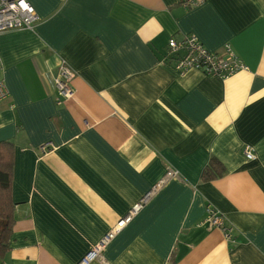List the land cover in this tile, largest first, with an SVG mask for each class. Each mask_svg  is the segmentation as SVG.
I'll use <instances>...</instances> for the list:
<instances>
[{
	"label": "crops",
	"instance_id": "1",
	"mask_svg": "<svg viewBox=\"0 0 264 264\" xmlns=\"http://www.w3.org/2000/svg\"><path fill=\"white\" fill-rule=\"evenodd\" d=\"M26 1L39 21L0 34L15 204L0 264H78L145 197L107 263L264 264V0ZM187 35L211 52L229 44L247 70L220 79L161 63L168 39ZM60 60L75 93L57 106ZM212 158L225 172L202 182ZM207 205L230 239L204 223Z\"/></svg>",
	"mask_w": 264,
	"mask_h": 264
},
{
	"label": "built area",
	"instance_id": "2",
	"mask_svg": "<svg viewBox=\"0 0 264 264\" xmlns=\"http://www.w3.org/2000/svg\"><path fill=\"white\" fill-rule=\"evenodd\" d=\"M38 21L39 16L26 0H0V34L12 30L30 29ZM166 47L160 62L171 65L173 69L179 72L196 70L207 77L226 79L238 72L247 70L245 64L229 44H225L220 52H211L206 50L194 35H187L181 39L169 38ZM75 77L74 70L65 60H60L53 78L57 106L73 98ZM8 97V89L4 82L0 81V104L6 101ZM39 150L42 154H46L55 150V147L51 143H46ZM243 155L247 160L255 158L253 150L248 146L244 148ZM177 176L178 173L175 170L167 169L165 179L176 178ZM154 191L152 190L151 193L153 194ZM145 201L146 197L136 204L126 217L120 219L97 244L91 247L78 264H91L95 261L100 264H109L102 256L105 246L130 222ZM204 223L219 229L225 238H231L234 228L227 225L224 217L210 205L206 206Z\"/></svg>",
	"mask_w": 264,
	"mask_h": 264
},
{
	"label": "trees",
	"instance_id": "3",
	"mask_svg": "<svg viewBox=\"0 0 264 264\" xmlns=\"http://www.w3.org/2000/svg\"><path fill=\"white\" fill-rule=\"evenodd\" d=\"M192 0H188L190 2ZM180 3L185 4L186 1ZM225 169L215 158L202 170L200 180L209 182L223 176ZM14 177V146L10 142L0 143V260L6 255L14 227L15 204L12 200Z\"/></svg>",
	"mask_w": 264,
	"mask_h": 264
}]
</instances>
